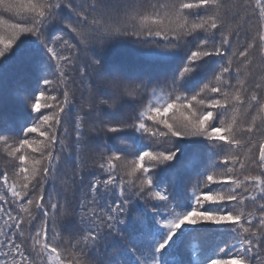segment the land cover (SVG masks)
I'll return each instance as SVG.
<instances>
[{
    "label": "snow or ice",
    "instance_id": "1",
    "mask_svg": "<svg viewBox=\"0 0 264 264\" xmlns=\"http://www.w3.org/2000/svg\"><path fill=\"white\" fill-rule=\"evenodd\" d=\"M9 104L0 264H264V0H0Z\"/></svg>",
    "mask_w": 264,
    "mask_h": 264
},
{
    "label": "trees",
    "instance_id": "2",
    "mask_svg": "<svg viewBox=\"0 0 264 264\" xmlns=\"http://www.w3.org/2000/svg\"><path fill=\"white\" fill-rule=\"evenodd\" d=\"M108 55L114 57L115 59L119 60L125 56V52L121 50L119 47L112 49ZM23 115L19 112L12 104H9L3 108H0V117H7L9 119H15L19 116ZM184 191L183 189H178L176 195L181 197L183 196Z\"/></svg>",
    "mask_w": 264,
    "mask_h": 264
}]
</instances>
